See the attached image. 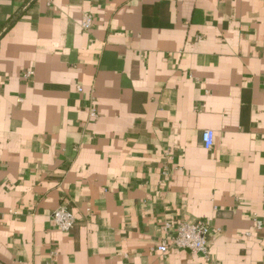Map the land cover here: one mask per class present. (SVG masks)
Masks as SVG:
<instances>
[{"label":"crops","instance_id":"1","mask_svg":"<svg viewBox=\"0 0 264 264\" xmlns=\"http://www.w3.org/2000/svg\"><path fill=\"white\" fill-rule=\"evenodd\" d=\"M0 262L264 264V0H0Z\"/></svg>","mask_w":264,"mask_h":264},{"label":"built area","instance_id":"2","mask_svg":"<svg viewBox=\"0 0 264 264\" xmlns=\"http://www.w3.org/2000/svg\"><path fill=\"white\" fill-rule=\"evenodd\" d=\"M92 25V17L85 13L82 17L81 26L89 29ZM92 115L95 113L92 111ZM202 141L207 149H210L214 142V131L212 129H204L202 131ZM54 224L63 231H69L75 224L76 218L74 213L66 206H60L51 213ZM260 223H258V226ZM170 223H166L165 228H171ZM174 233L170 235L158 250L165 252L169 247L185 249L193 254H200L206 261H211V254L207 243V235L210 227L203 220L186 221L181 220L172 228ZM0 264H3L0 262ZM50 264V263H48Z\"/></svg>","mask_w":264,"mask_h":264}]
</instances>
